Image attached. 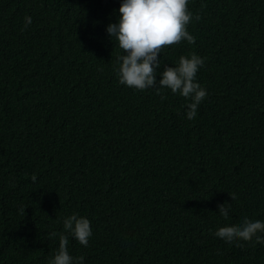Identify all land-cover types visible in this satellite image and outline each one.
I'll use <instances>...</instances> for the list:
<instances>
[{"label": "trees", "instance_id": "16d2710c", "mask_svg": "<svg viewBox=\"0 0 264 264\" xmlns=\"http://www.w3.org/2000/svg\"><path fill=\"white\" fill-rule=\"evenodd\" d=\"M120 2L0 0V264H48L72 214L91 222L87 247L69 236L83 264H264L255 238L214 235L264 221V0H189L196 41L158 73L204 58L193 120L179 94L119 84Z\"/></svg>", "mask_w": 264, "mask_h": 264}, {"label": "clouds", "instance_id": "9594fccd", "mask_svg": "<svg viewBox=\"0 0 264 264\" xmlns=\"http://www.w3.org/2000/svg\"><path fill=\"white\" fill-rule=\"evenodd\" d=\"M189 0H121L119 19L106 27L109 38L115 39L122 54L117 57L118 82L137 91L154 89L161 100L166 99L163 90L179 94L190 102L187 104L186 118L197 116L198 106L207 97V90L196 80V74L204 66V58L195 52L181 55L175 66L161 68L160 55L165 48L186 41L192 45L196 37L188 31L193 20L199 21V14L189 10ZM25 28L32 23L31 16H25ZM159 76V80H157ZM36 175L31 180L35 182ZM231 200L236 199L233 193ZM24 209L21 211L24 214ZM219 214L228 219L230 203L217 205ZM63 233L51 232L49 239L59 237V248L48 264H83L84 257L69 254V236L84 247L92 236L91 222L86 217L72 214L63 220ZM264 221L243 218L239 225L219 227L214 235L228 244L238 241L264 244ZM242 247V244H237Z\"/></svg>", "mask_w": 264, "mask_h": 264}]
</instances>
